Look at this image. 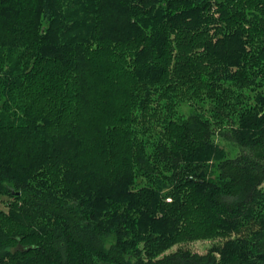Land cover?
<instances>
[{"label":"trees","instance_id":"obj_1","mask_svg":"<svg viewBox=\"0 0 264 264\" xmlns=\"http://www.w3.org/2000/svg\"><path fill=\"white\" fill-rule=\"evenodd\" d=\"M263 185L264 0H0V264H264Z\"/></svg>","mask_w":264,"mask_h":264},{"label":"rangeland","instance_id":"obj_2","mask_svg":"<svg viewBox=\"0 0 264 264\" xmlns=\"http://www.w3.org/2000/svg\"><path fill=\"white\" fill-rule=\"evenodd\" d=\"M185 109H186V112L189 111V105L188 104H184L180 110L183 111L185 113ZM187 114V113H185ZM221 145L223 147H225L227 150H232V147H231V144L228 143V142H224L222 141L221 142ZM236 149H233V154H232V157L235 156V153H236ZM263 190H264V185H263ZM8 202H9V198L8 197H1L0 198V210H3L5 212L8 211ZM218 242H220V240H217L216 241H198V242H195V243H188V244H183V245H179V246H176L174 247L173 249L170 250L171 251H175L176 249L178 248H184V249H189L191 250L192 252H195V253H199V254H205L208 250H209V247H211L213 244H217Z\"/></svg>","mask_w":264,"mask_h":264}]
</instances>
